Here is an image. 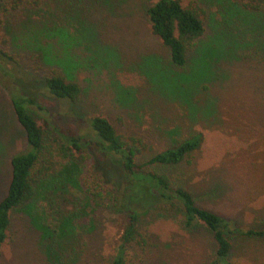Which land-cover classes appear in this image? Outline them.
Masks as SVG:
<instances>
[{
    "label": "rangeland",
    "instance_id": "rangeland-1",
    "mask_svg": "<svg viewBox=\"0 0 264 264\" xmlns=\"http://www.w3.org/2000/svg\"><path fill=\"white\" fill-rule=\"evenodd\" d=\"M182 2L197 7L206 22L183 68L173 65L168 48L152 33L147 11L154 0H46L8 21L12 49L42 56L49 67L40 76L57 68L81 86L82 95L69 103L39 81L26 87L24 80L21 86L0 80V202L12 179V159L28 149L13 97L37 100L30 112L39 124L50 125L46 144L53 163L50 177L35 184L34 202L12 212L0 264H49L42 238L46 242L50 231H60L71 215L81 231L66 264H111L122 219L111 201L94 208L75 193L83 175H103L106 167L120 180V159L102 155L89 128L98 115L119 134L144 140L142 162L201 133L202 147L182 169L181 185L235 230L264 229V0ZM62 134L83 140V162L63 149ZM55 138L61 145H51ZM155 208L149 203L139 224L145 249L134 245L128 264L212 261L214 245L206 234L186 232L178 218L157 215ZM230 239L232 264H264V238L236 233Z\"/></svg>",
    "mask_w": 264,
    "mask_h": 264
},
{
    "label": "trees",
    "instance_id": "trees-1",
    "mask_svg": "<svg viewBox=\"0 0 264 264\" xmlns=\"http://www.w3.org/2000/svg\"><path fill=\"white\" fill-rule=\"evenodd\" d=\"M45 1L0 0V80L11 79L17 86L25 84L24 80L28 83L26 87L36 80L43 83L54 98L74 103L82 95L81 86L69 80L57 68L50 67L49 74L40 76L43 69L49 67L41 59L42 56L14 51L7 33L9 20L20 17L25 9L37 8ZM244 7H251L252 10L260 8L249 4ZM147 15L153 35L168 48L173 65L186 67L188 55L206 33V22L199 9L184 6L182 0H154ZM44 59L47 60L46 56ZM16 85L12 88L14 92H18ZM12 102L16 119L26 133L28 149L12 159V179L6 197L0 202V258L8 240L12 212L34 202L35 184L49 178L53 169L49 159L50 145L46 144L50 125L47 123L44 127L39 124L30 112L31 107L38 106L37 100L32 95L15 96ZM89 123V128L99 141L96 144L99 152L108 160L116 157L121 162L118 171L120 180H113L106 167L103 175L95 171L90 172L91 175H83L81 189L75 191L77 195L88 197L94 208L100 207L102 201H111L115 215L122 219L111 264H128L134 245H142V249H145L147 241L139 224L148 211L149 203L156 206L153 212L157 215L161 212L163 216L178 218L186 232H202L212 240L214 258L209 264H232L231 234L264 238V229L247 232L235 230L232 222L200 206L192 191L186 185H181L184 181L179 178L184 174L182 169L202 147L204 137L201 133L181 139L142 162L141 158L147 149L142 138L119 134L103 116H94ZM62 137L66 143V146L62 144L63 149L70 152L73 160L83 162V140L74 135L62 134ZM53 143L61 145L58 138L51 139V145ZM137 191L139 194H136ZM63 219L60 231H50L46 242L42 238V247L49 264L69 263L71 252L76 251L81 229L76 225L74 215Z\"/></svg>",
    "mask_w": 264,
    "mask_h": 264
}]
</instances>
